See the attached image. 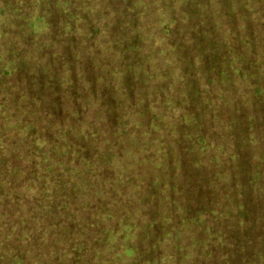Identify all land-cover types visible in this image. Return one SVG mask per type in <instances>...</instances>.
I'll list each match as a JSON object with an SVG mask.
<instances>
[{
	"label": "trees",
	"instance_id": "1",
	"mask_svg": "<svg viewBox=\"0 0 264 264\" xmlns=\"http://www.w3.org/2000/svg\"><path fill=\"white\" fill-rule=\"evenodd\" d=\"M189 1L175 0L176 4L184 5H189ZM144 3L145 0H0V6L10 11L11 21L19 23L18 17L29 14L33 19L31 27L35 29L26 25L20 30L12 26L13 29H5L11 32L12 41L10 51L4 53L9 60L8 70L3 71L8 74L0 78L4 82L0 84V109L17 108L20 114L17 120L41 144L40 148L35 147L36 154L33 149L25 152L22 145L14 148L3 141L0 144V264H92L86 252L103 253L101 228L120 233L113 220L115 212L105 204L97 206L87 201L88 207L77 205L76 199L82 194V181L77 176L81 167L65 153L75 148L79 155L83 150L81 138L70 136L64 146L55 137L60 123L67 124L72 115L68 114V107L77 120L81 119V113L90 123L96 122V118L94 111L82 101L84 88L74 99L65 91L67 78L54 74L50 67L61 64L65 69L75 66L67 63L82 60L84 71H77L76 76L82 78L84 85L93 76L91 66L97 59L94 52L90 53L93 59L89 58L88 49L92 46L118 51L122 60V52L129 58L135 57L141 54L142 47L164 52L162 43H152L153 39L157 40L155 34L173 48L174 53L165 45L170 56L182 62L181 72L188 74L184 65L192 61L204 83L202 90L199 83L195 85L196 80L189 81L186 93L189 101L185 104H190V108L170 118L178 136L179 160L184 158L187 164L199 166L200 172H179L183 181L179 187L183 206L180 197L167 195L179 206L178 209L165 207L162 216L170 221L165 223L167 226L156 222L158 212L150 207L157 199L150 183L145 187L140 208L141 214L151 215L144 224L136 219L140 214L135 206L142 197L134 191L128 192L125 206L128 216L117 214L125 231L131 233L127 245L135 256H131L130 264H141V259H145L144 264H166L167 258L172 264H264V15L256 10L254 15L251 10V20L247 19L250 25L238 33L234 31L235 24L225 29L223 25L212 28L195 9L192 15L187 9H176L177 17L153 19L148 16L152 10L146 9ZM193 6L199 7L197 3ZM242 7L246 10L250 5L244 2ZM222 12L233 19L230 24L241 18L226 9ZM166 14L169 16V12ZM26 19H22V24ZM4 24L1 19L0 25ZM152 24L160 30L149 33L148 25ZM24 27L32 30V40L15 43L14 38L23 36L20 32L25 31ZM32 59L39 64L31 69ZM114 63L119 69L126 66L120 60L115 59ZM135 65L137 71H143L140 63ZM150 76L153 80V75ZM89 97L91 106L98 109L96 125L112 140L114 115L107 106H101L100 98ZM79 103L84 104L83 109ZM31 106V111L36 113L34 121L39 123L36 129L24 123L25 112ZM146 113L151 115L150 119L155 116L143 108L133 112L129 119L120 114L123 124L132 128V134L125 129L115 139L131 141L130 146L132 141H139L136 132L133 134V126L145 128ZM11 116L12 120H5V124L8 121L13 124L15 118ZM70 121L73 125L72 116ZM184 135L191 137L187 144L188 158L182 150ZM48 151L49 155L40 160L38 152ZM82 153L90 165L101 167L98 155ZM205 159H209L211 166ZM167 161L171 163L170 157ZM67 166L73 175L63 170ZM55 181L64 184L59 187ZM95 184L96 188L101 187L97 181ZM46 188L52 192L34 201ZM64 196L67 198L61 201ZM178 217L185 219L186 224ZM139 241L151 248L149 255L143 254Z\"/></svg>",
	"mask_w": 264,
	"mask_h": 264
},
{
	"label": "rangeland",
	"instance_id": "2",
	"mask_svg": "<svg viewBox=\"0 0 264 264\" xmlns=\"http://www.w3.org/2000/svg\"><path fill=\"white\" fill-rule=\"evenodd\" d=\"M183 2L181 4H176L175 0H145L144 4L147 5L146 9L152 10L148 16H152L153 19H158L157 16L163 19L167 17H177L176 9L182 11L187 9L192 15L195 9L212 28L214 25H223L222 29H225L226 26L233 27V24H235L234 31L237 30L238 33L244 32L246 25H250L247 19L251 20V10L254 12V15L255 10L259 12L260 15H264V13L260 12V10L264 11V0H191V2L189 1L190 4H187L188 6L184 5ZM244 2H248L250 8L247 7L246 10L243 9L242 5ZM196 3L199 7L196 6V8H194L193 5ZM166 5L169 7H166ZM223 9L234 13L235 17L238 15V17L240 16L241 18L238 19L234 17V22L230 24L233 19L230 18L229 14L227 15L222 12ZM21 12L23 13V11ZM167 12H169V16H167ZM11 17L10 11L0 6V20L2 19L5 22L4 25H6H0V66H2L0 67V78L8 74L3 72L4 70H8L6 65L7 60H9L6 59L4 53L10 51V43L12 41L11 32H6L5 29L13 27L16 30H20L26 25L35 30L31 27L33 26V19L29 14L18 17L19 23L11 21ZM24 17L27 19L25 23L22 24V19ZM8 18H10V20ZM183 22L185 24V19H183ZM27 27H24L25 31L20 32L23 36L19 35L18 38H14V40H16L15 43H18V41L23 42V39L26 41L27 39L32 40V30H27ZM148 27L149 33L151 31L158 32V30H160L156 24L148 25ZM155 35L157 40L153 39L152 43H162L165 48L164 52H159V49H157L158 52H153V50H145L144 47H142L143 50L140 51L141 54H137L135 57L129 58V56L122 52L123 60L118 51L113 52L111 49H105V47L98 48L97 46H90L91 49H88L89 58L93 59L92 54H90L91 52L96 53L97 56V59L93 60L91 66L92 75L95 79L93 76H89V80L84 82V85L81 81L82 78L79 79L76 76L77 71H84L82 60L78 59L74 62L67 63V65L75 64V66H69L65 69L61 64H59V66L51 65L50 67L54 74L59 73L61 76L64 75V78H67L65 91L70 92V94L74 96V99L79 97V91L84 88V92L81 95L82 101L85 103L86 108H90L94 111L93 115L96 118V122L93 121L90 123L85 115L81 113V119L77 120L76 114L73 113L72 108L68 107L70 109L67 108V112L68 114H72L71 116L75 120L74 124L72 125L70 121L71 116H69L66 120L67 124L60 123L58 127L59 131L57 132L58 137H55L59 143L62 141L64 146L68 143L70 136H79L81 138L83 150L79 151L77 148L80 153L79 155L76 153L75 148L67 149L66 151L68 152L65 153L68 154V158L76 159L81 167V173L77 172V176L81 178L82 181L80 185L82 194L76 199L77 205L79 207L82 205L88 207L86 203L87 201H91L93 205L97 206L105 204L109 210L115 212L113 220L114 224L118 226L120 233L115 234L105 230V228H101L99 233L103 235H99V238L102 241L101 249L103 253L101 255H95L90 250L86 252L92 264H130L131 256H135L131 254L132 251L129 245H127L129 241L128 236L131 233L129 230L127 233L121 224L123 221L121 216L124 218L128 216V208L125 207L127 205L128 192L131 193V191H134L141 195L142 199L138 198L135 205L137 207L136 211L140 214L136 219L144 224L146 217L151 218V215L146 216L145 214H141L143 211H141L140 208L144 199L145 187L150 183L151 188L156 191L157 198L154 203L150 204V207L156 213L158 212L156 222H160L163 226H167L165 223L170 221L165 220L162 216L165 207L179 208L177 202H171L167 195L170 194L175 196V198L182 196L179 187L183 186V181L180 180L182 177L179 172L183 174H187L189 170L195 174H199L200 172L199 166L193 163L187 164L184 158H182V161L179 160V151L177 150L178 136L174 132V122H172L170 118H172L174 114H182L184 110L190 108V104H185L186 100L189 101L187 99L188 95H186L189 81L192 79L196 80L194 82L195 85L199 83L200 89L202 90L205 88L204 83L199 71L193 68L192 61L191 64L186 63V65H184L189 73L183 74L181 72L182 62L178 61L174 56H170L171 53L167 50L168 47L165 45H168L174 53L173 48L164 40L157 38V34ZM184 37L185 33L182 35V38ZM77 49H79V47ZM26 52H28V50ZM115 59L125 62L126 66L123 69L115 67ZM136 59L139 60L136 61ZM31 63V69L37 67L39 64V62L34 59L31 60ZM42 63H44V60ZM138 63L142 66V72L135 69L136 66H138L135 64ZM77 64H80L79 67ZM127 65H129L130 68H127ZM70 69L71 71H69ZM64 70L66 71L64 72ZM144 71L148 73L145 75ZM140 74L141 77H138ZM150 75H153V80ZM148 80L149 83L146 82ZM0 84L3 85L4 82L1 81ZM216 88L221 87L217 86ZM1 96L2 94L0 95V99ZM89 96H92L94 100L95 98H100L101 106H107V110L110 109V112L114 115V121L112 122L115 126L113 129L114 138H112V140L107 138L108 136L101 126L96 125L98 119L96 112L98 109H95L94 105L91 106V99ZM75 104H78V102ZM81 104L80 108L83 109L84 107L81 106H84V104ZM29 108L30 110H26L25 112L24 123L30 128L33 127L36 129V127L39 126V123H36L33 117L36 113L31 111L32 106ZM141 108H143L144 111L154 112L152 115L155 116L150 119L151 115L146 113L145 128H142L140 125L133 126V134L135 135L136 132V137H138L139 141H132V146H130L131 141H126L122 138L115 139L119 132L125 129L126 132L129 131V133L132 134L130 132L132 128L126 127L123 124V118H120V114L129 119L133 112L135 114ZM79 109H77V111H79ZM10 115L15 118L13 124L10 121L5 124L4 121L8 120ZM18 117H20V114L17 108L13 110L0 109V144H3V141L7 145H14V148H16V145H22L23 147H21V149L25 152L33 149L35 153V147L40 148L41 146L40 141L37 136H34V133H26V128L17 120ZM121 136L125 138L126 134L121 133ZM23 140L26 143H24ZM182 140L183 154L185 158H188L189 150L187 144L190 142L191 137L184 135ZM62 150H65L64 147ZM82 152L85 154L92 153L91 155H98L96 158L101 160V167L95 168V166L90 165L87 157ZM38 155L41 160L44 156L49 155V151L47 153L38 152ZM168 157H170L171 163H168ZM51 158L53 159L52 156ZM208 160L209 159H205L208 165L211 166ZM63 170L68 173L69 171L72 172V175L74 173L70 166L63 168ZM96 181L98 184H101L100 188L97 186L98 190L95 184ZM55 182L59 187L64 184L63 182L59 183V181ZM195 184L197 183L195 182ZM200 186H202V184H200ZM89 190L90 193H87ZM250 190H252V188H250ZM51 192L52 191H48L46 188L44 192L40 194V197L34 199V201L37 202L46 198L48 193ZM66 198L67 196H64L61 201ZM179 203L180 206H183L181 197L179 198ZM14 208H16V205H14ZM117 212H121V216H119ZM178 220H180L183 225L186 224L185 219L178 217ZM186 236L187 235L184 233L183 237L186 238ZM131 244L132 243H130V245ZM155 244L158 245V243ZM142 245L143 254L149 255L152 252L151 248L147 247V243ZM34 261L35 260H32L31 262L34 263ZM144 262L145 259H141V264H144ZM166 264H172V261L167 258Z\"/></svg>",
	"mask_w": 264,
	"mask_h": 264
}]
</instances>
